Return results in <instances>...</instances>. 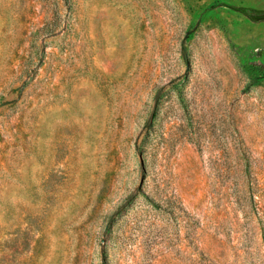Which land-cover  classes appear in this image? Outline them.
I'll list each match as a JSON object with an SVG mask.
<instances>
[{
	"label": "rangeland",
	"instance_id": "1",
	"mask_svg": "<svg viewBox=\"0 0 264 264\" xmlns=\"http://www.w3.org/2000/svg\"><path fill=\"white\" fill-rule=\"evenodd\" d=\"M264 0H0V264H264Z\"/></svg>",
	"mask_w": 264,
	"mask_h": 264
},
{
	"label": "trees",
	"instance_id": "2",
	"mask_svg": "<svg viewBox=\"0 0 264 264\" xmlns=\"http://www.w3.org/2000/svg\"><path fill=\"white\" fill-rule=\"evenodd\" d=\"M262 14H260L259 16H254L255 19H264V12H261Z\"/></svg>",
	"mask_w": 264,
	"mask_h": 264
}]
</instances>
